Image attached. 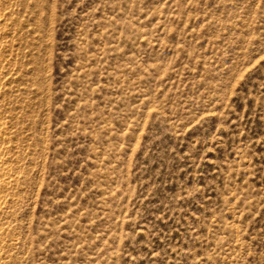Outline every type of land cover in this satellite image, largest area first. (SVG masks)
<instances>
[{"label":"rangeland","instance_id":"1","mask_svg":"<svg viewBox=\"0 0 264 264\" xmlns=\"http://www.w3.org/2000/svg\"><path fill=\"white\" fill-rule=\"evenodd\" d=\"M0 264H264V0H0Z\"/></svg>","mask_w":264,"mask_h":264}]
</instances>
